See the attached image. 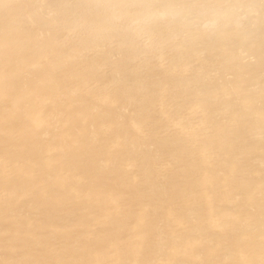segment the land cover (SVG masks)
Returning <instances> with one entry per match:
<instances>
[{"label":"bare ground","instance_id":"6f19581e","mask_svg":"<svg viewBox=\"0 0 264 264\" xmlns=\"http://www.w3.org/2000/svg\"><path fill=\"white\" fill-rule=\"evenodd\" d=\"M0 264H264V0H0Z\"/></svg>","mask_w":264,"mask_h":264}]
</instances>
